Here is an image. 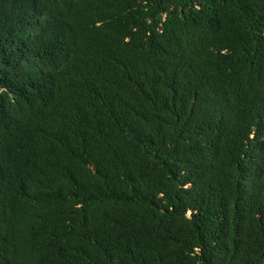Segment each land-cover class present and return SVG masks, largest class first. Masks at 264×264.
<instances>
[{"label": "trees", "instance_id": "obj_1", "mask_svg": "<svg viewBox=\"0 0 264 264\" xmlns=\"http://www.w3.org/2000/svg\"><path fill=\"white\" fill-rule=\"evenodd\" d=\"M0 264H264V0H0Z\"/></svg>", "mask_w": 264, "mask_h": 264}]
</instances>
